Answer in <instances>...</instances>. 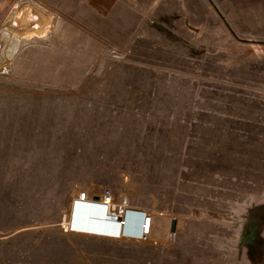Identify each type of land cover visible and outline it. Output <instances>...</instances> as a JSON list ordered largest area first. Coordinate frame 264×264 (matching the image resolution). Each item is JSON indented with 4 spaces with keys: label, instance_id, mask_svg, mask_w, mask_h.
Wrapping results in <instances>:
<instances>
[{
    "label": "rangeland",
    "instance_id": "374dc122",
    "mask_svg": "<svg viewBox=\"0 0 264 264\" xmlns=\"http://www.w3.org/2000/svg\"><path fill=\"white\" fill-rule=\"evenodd\" d=\"M37 1L0 14V264H251L225 226L264 191V134L257 147L253 128L211 132V112L253 50L225 21L264 41V0H118L106 16ZM91 188L200 213L158 246L74 232L75 198Z\"/></svg>",
    "mask_w": 264,
    "mask_h": 264
},
{
    "label": "crops",
    "instance_id": "0c3cea01",
    "mask_svg": "<svg viewBox=\"0 0 264 264\" xmlns=\"http://www.w3.org/2000/svg\"><path fill=\"white\" fill-rule=\"evenodd\" d=\"M6 1L7 0H0V14L2 12L1 8ZM31 1L32 3L36 2V5L43 8V6L38 4L37 0ZM84 1H86L87 6L97 13L98 16H106L111 13L118 0ZM44 9L48 14L45 16L50 18V20H54V16L56 15L55 12L47 10V8ZM8 21L9 17L3 14L1 22L6 23ZM244 42L251 43L253 50L250 51L251 53H249L247 59L244 61L239 60L237 62L236 66L239 67V71H234V76L236 77H233L235 80L231 84L237 86L233 90V93L235 94L231 95L229 99L222 97L212 100L213 107L216 108L211 112L214 117L213 119H215L213 120V127H215L216 130L211 132L252 133L253 131H251V128H253V130H257L258 147L259 135L264 134V41L247 40ZM246 61L248 64L245 66L244 62ZM245 78H250L255 81L257 80V85L254 84L253 86L257 90H254L253 88L254 92H252V95L243 92V89H248L250 91L248 85H253L252 83H248ZM220 105L223 110H218ZM228 127L232 129L226 131L224 128ZM262 162H259L257 159V171L263 167L264 163ZM261 178L263 177L257 175V182H259ZM87 193L89 197L98 199L103 192H96L91 188ZM254 202L255 203H253L252 207H249L247 213L241 211H238V213H232L233 216L229 217L227 225L225 226L227 229L225 237L227 234L230 252L237 253L239 256L242 255V262L247 261L251 264H264V191L257 190V201ZM73 207V212L69 218L70 229L81 234L102 236V234L85 233L80 232L79 230L83 228V226H86L87 223L90 224V222L92 224H96L97 222V224H102V222L99 221L101 220L99 218L105 216L106 207L102 204L90 201L81 202L76 198ZM80 208H83V211ZM133 209L144 210L153 216L152 229L150 231L148 242H144L140 238L143 216L141 213L135 211H131L127 214L126 227L123 226L120 231H117L120 237L115 239L125 242L133 241L138 243H149L152 246H158L164 243L168 238H171L173 232L172 224L174 220H176L175 232L178 234L179 232L181 233V230L185 227L188 220L193 218L198 219L197 216L200 213L197 207H191L190 215L176 211L171 212L168 209L157 212L139 206H133ZM91 213H94V219L98 220L97 222L92 221L93 218H91V221L88 220L92 216Z\"/></svg>",
    "mask_w": 264,
    "mask_h": 264
},
{
    "label": "built area",
    "instance_id": "2783aa9c",
    "mask_svg": "<svg viewBox=\"0 0 264 264\" xmlns=\"http://www.w3.org/2000/svg\"><path fill=\"white\" fill-rule=\"evenodd\" d=\"M12 72V68L10 65H4L1 67L2 75H10ZM78 199L80 201H90L93 203H99L106 207L107 212V223L110 224V230L108 231V235H103L105 237L111 238H119L120 235L117 231H120L123 226L126 225V217L127 214L131 211L139 212L143 216L142 226H141V235L140 238L144 242H148L150 231L152 229L153 216L150 213L142 210L133 209L130 201L126 197H121L118 201H115V198L110 189H106L103 194L97 198H90L86 192H82L79 194ZM65 223V221H64ZM67 228V226H66ZM68 229V228H67ZM177 233L172 232V237L175 239Z\"/></svg>",
    "mask_w": 264,
    "mask_h": 264
},
{
    "label": "bare ground",
    "instance_id": "6f19581e",
    "mask_svg": "<svg viewBox=\"0 0 264 264\" xmlns=\"http://www.w3.org/2000/svg\"><path fill=\"white\" fill-rule=\"evenodd\" d=\"M79 200V199H78ZM80 201V200H79ZM81 202H84V201H81ZM74 209V208H73ZM73 209H72V212H73ZM79 209V208H78ZM82 211H83V208H80ZM72 212H71V214H72ZM85 212H87V211H85ZM84 212V213H85ZM105 212V211H104ZM92 214V216L90 217V219H88L89 221H91V218H93L92 219V221H98V220H96V219H94L95 218V216L93 215L94 213H91ZM89 215V214H88ZM86 216H87V214H86ZM107 212L105 213V216L103 217H100L99 219H101V220H99L100 222H102V224L100 223V224H92L91 222H90V224H86V226H83V228H81L79 231L80 232H85V233H91V234H102V235H108L109 233H108V231L110 230L109 228H110V224L109 223H107ZM105 222H104V221ZM69 225V224H68ZM126 227V226H125ZM68 228V227H67ZM129 231V230H128Z\"/></svg>",
    "mask_w": 264,
    "mask_h": 264
},
{
    "label": "trees",
    "instance_id": "16d2710c",
    "mask_svg": "<svg viewBox=\"0 0 264 264\" xmlns=\"http://www.w3.org/2000/svg\"><path fill=\"white\" fill-rule=\"evenodd\" d=\"M225 24L227 25L229 31L231 32V34L238 40L240 41H247L246 39H241L235 32V30L232 28V26L225 21ZM2 171H3V168H2V165L0 163V198H1V193H2V190L4 189V186L2 184ZM1 200H3L2 198L0 199V206H1Z\"/></svg>",
    "mask_w": 264,
    "mask_h": 264
},
{
    "label": "water",
    "instance_id": "95a60500",
    "mask_svg": "<svg viewBox=\"0 0 264 264\" xmlns=\"http://www.w3.org/2000/svg\"><path fill=\"white\" fill-rule=\"evenodd\" d=\"M175 230H176V220H174L172 224V231L175 232Z\"/></svg>",
    "mask_w": 264,
    "mask_h": 264
}]
</instances>
